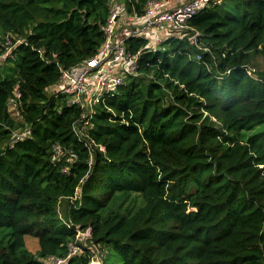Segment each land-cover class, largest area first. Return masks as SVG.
Segmentation results:
<instances>
[{"label":"trees","instance_id":"1","mask_svg":"<svg viewBox=\"0 0 264 264\" xmlns=\"http://www.w3.org/2000/svg\"><path fill=\"white\" fill-rule=\"evenodd\" d=\"M150 1L0 0V264H264V0L132 31L97 103L61 90Z\"/></svg>","mask_w":264,"mask_h":264},{"label":"built area","instance_id":"2","mask_svg":"<svg viewBox=\"0 0 264 264\" xmlns=\"http://www.w3.org/2000/svg\"><path fill=\"white\" fill-rule=\"evenodd\" d=\"M212 1L189 0L170 10H165L166 0H151L142 17H133V19L143 20L138 28L135 26L133 32L143 33L148 27H153L154 29L169 28L171 31L185 29L188 25V20L202 6H208ZM119 16L120 13L117 9L112 11L109 22L104 27L107 40L98 54L80 65L63 70L61 81L62 92L71 94L73 101L80 103L82 106H85L82 101L84 94L88 93L89 95L88 99L90 103L88 102V105L97 103L101 96L117 90L118 87L124 84L125 74L136 70L137 56H133L128 51L125 39L117 37V21ZM157 33L155 41L161 42L164 36ZM198 58H200V55H198ZM120 63H124L123 72L113 75L112 69ZM92 78L95 79L93 87L89 83ZM25 134L23 132V135ZM63 260L58 259V263Z\"/></svg>","mask_w":264,"mask_h":264},{"label":"crops","instance_id":"3","mask_svg":"<svg viewBox=\"0 0 264 264\" xmlns=\"http://www.w3.org/2000/svg\"><path fill=\"white\" fill-rule=\"evenodd\" d=\"M167 3L165 5V10H170L176 6H179L189 0H166ZM123 6V5H122ZM121 5H116L115 9H117L120 13L119 16V20L117 21V37L124 39L126 36H128V34H130L133 29L135 28V26L138 28L140 26V24L143 22L142 19H133V17L135 16H128L125 11L124 8ZM129 18L128 20H130L131 24L126 23V21L124 19ZM137 20V22H136ZM133 22V23H132ZM158 32V33H157ZM170 29L169 28H162V29H157V28H153V27H148L145 31H143V33L148 34L150 37H156V33L160 34L161 36H164L165 34L169 33ZM124 68V63H120L118 64L114 69H112V74L116 75V74H121L123 72ZM89 83L91 84V86L93 87L95 85V79H91L89 81Z\"/></svg>","mask_w":264,"mask_h":264},{"label":"rangeland","instance_id":"4","mask_svg":"<svg viewBox=\"0 0 264 264\" xmlns=\"http://www.w3.org/2000/svg\"><path fill=\"white\" fill-rule=\"evenodd\" d=\"M256 64L258 65L259 68H264V57H263V55H258L257 56ZM88 98H89L88 93H86V94H84L82 96V101H83V104L84 105H88L90 103V100ZM13 109H14V106L13 105H10V111L11 112H13ZM81 233H82L81 236H84L83 232H81ZM79 234H80V232H79ZM27 242H28V246L31 249H36V247L38 246V240L35 237L30 236L28 238ZM72 250H73V252L76 251L75 248H73ZM90 264H101L100 257L99 256L94 257L93 260H92V262Z\"/></svg>","mask_w":264,"mask_h":264}]
</instances>
